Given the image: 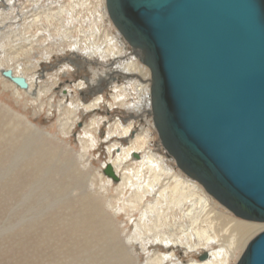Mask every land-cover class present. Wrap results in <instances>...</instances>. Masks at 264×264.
<instances>
[{"label": "rangeland", "instance_id": "obj_1", "mask_svg": "<svg viewBox=\"0 0 264 264\" xmlns=\"http://www.w3.org/2000/svg\"><path fill=\"white\" fill-rule=\"evenodd\" d=\"M20 1L24 11L36 7V0ZM99 1H101L104 10L103 0ZM95 4H98L97 0H95ZM0 5V11H7L2 7L4 5L1 2ZM88 8L82 11L81 16L89 15ZM14 10L15 8L11 10L12 14ZM95 14L98 15V13ZM16 19L17 17L2 23L0 16V25L2 26L0 29L2 31L0 50L3 52L0 57V69L11 68L14 74L26 76L29 82L36 73L39 82L44 83L42 87L44 90L42 89L43 92L38 98H34V93L31 95V92L15 87L0 73V264H115L112 245L127 251L131 256V264H145L147 258L154 251L167 252V250L164 251L155 246H149V251L141 249L142 240L132 238L141 214L140 210L132 211L129 206L127 199L130 190L118 196L121 181L110 180L107 182L109 177L102 174L104 163L109 161L107 150L114 146L111 144H117L119 149L127 148L129 142L134 140L136 133L141 130V126L146 129L147 120L152 124L151 115L146 112V116L142 117L144 119L141 121V117L136 115H134L135 118H131L124 105L107 107V104L111 107V103H114L111 89L106 88L105 90L100 86V89L97 90L96 86L94 89L97 92H95L92 89L78 88L77 84L80 80H73L75 78V73L72 71L74 65L72 66L68 62L64 63L67 68H61L57 72L55 71L58 68H53V70L48 68L53 62H57V58L60 56L57 51L54 53L50 51L48 62L42 57L44 52L25 55L18 50V54H15L17 56L6 54L5 48L8 49L9 45L16 43L13 39ZM69 19L64 22H68L67 24L71 26L69 28L72 33L70 38L82 39L81 43L85 42L89 38L87 34L89 30L86 28V32L75 31L73 27L79 24L76 25L74 19L70 17ZM85 21L88 22V19ZM82 27L85 28L84 25ZM59 29L63 33L61 28ZM112 29L116 31L113 26ZM39 31L34 29L32 33L37 35ZM63 34L65 35V33ZM52 35L58 38L55 33ZM52 38L50 40H53ZM114 61H112L113 65L116 64ZM36 62L39 63L32 69V63ZM89 65L93 67V64H87V66ZM103 67L106 69L105 66ZM87 69L81 70L80 75H88L89 69ZM122 83L123 81H116L113 84L120 86ZM37 85L34 83V90ZM68 89H70L71 95L67 94ZM78 90L83 93L82 96ZM101 96H103L104 102H100L95 109L87 112L78 111V117L73 120L74 124L72 125H70L71 118L66 121V114L62 111L63 105L68 106L73 97L78 99L80 106H84L92 104L97 97ZM15 115L24 118V121H28L46 134L42 135L33 129H25L24 125L19 126V119ZM95 119L100 123L94 131L93 120ZM64 121L69 122L66 126L69 127L68 130L63 127ZM115 121L126 124V126L133 122L135 127L126 137L114 135L112 141H106L107 131H109V127H113ZM21 131L22 133H20ZM148 133L150 135L149 148L152 152L169 162V165L175 164L165 156L164 149L158 146L159 136L153 126L149 128ZM11 136L15 137L11 138ZM86 139L88 142L85 147ZM95 139L97 142H94ZM115 149L112 150L113 159L120 152ZM45 150L47 151L45 152ZM34 151L36 154L38 153V155L35 154V164L33 159L31 160ZM28 155L31 156L28 157ZM134 155L131 154L132 158L125 162L126 166L136 161L133 159ZM74 164L80 168L79 175L72 174L71 166L74 167ZM174 170L182 174L175 167ZM152 199H154L153 194L148 195L146 201H153ZM89 201L92 203L90 204ZM214 207L237 220L240 219L216 204ZM243 221L264 224V222ZM260 230L245 236L243 241L246 239V245ZM149 237L147 239L151 238ZM178 253L179 259L184 260L182 264L190 263L189 255L186 256L179 251ZM197 253L194 251L190 255L197 261L207 258L204 253ZM238 256H240L239 251L235 257L238 259ZM235 257L228 264H235L237 262Z\"/></svg>", "mask_w": 264, "mask_h": 264}, {"label": "water", "instance_id": "obj_2", "mask_svg": "<svg viewBox=\"0 0 264 264\" xmlns=\"http://www.w3.org/2000/svg\"><path fill=\"white\" fill-rule=\"evenodd\" d=\"M152 74L159 144L236 217L264 222V0H105ZM2 75L21 88L23 76ZM104 174L119 178L110 164ZM236 264H264V229Z\"/></svg>", "mask_w": 264, "mask_h": 264}, {"label": "bare ground", "instance_id": "obj_3", "mask_svg": "<svg viewBox=\"0 0 264 264\" xmlns=\"http://www.w3.org/2000/svg\"><path fill=\"white\" fill-rule=\"evenodd\" d=\"M19 1L20 0H0V2L4 5L2 7L7 9V11L3 10L4 12L0 11L2 23L17 17L15 21V31L13 32V39L16 43L9 45L8 49L5 48L6 54L17 56L15 54L18 50L23 52L25 55H30L33 53L42 54V52H44L42 57L48 62V59L51 55H49L50 51L53 53L57 51L60 56L58 55L59 58H57L56 63L53 62L51 64L52 70L53 68H58L55 72L59 71L61 68H64L65 62L76 64L81 61L88 64L98 63L102 66H108L109 64L112 65V61L115 60V67H111V69L120 71L119 75H122V77L125 76L123 78L128 77L127 75L130 76L129 79L124 81L120 86L115 84L110 88L111 97L114 101V103H111V107L115 105H124L126 108L133 109L134 111H140L141 108H143L142 106L144 105V102H150L151 109L149 113L151 115L150 117L152 124H150L151 122L147 120L146 129L141 126V130L135 135L134 140L130 141L127 148L121 147L119 149L117 144H111L114 146L108 148L109 150H107L109 153V161L104 163V166L106 164H110L112 166L114 174L117 175L119 178L118 180L121 181L119 185L120 191L118 196L127 190H130V195L127 199L129 201V206L131 207L132 211L140 210L141 217L136 223V231L134 232L132 238L142 240L141 249L143 251H147L149 246H155L157 248L160 247L164 251L167 250V252H163L162 250V252L154 251L152 255L147 258L145 264H182V261L184 260L181 261L179 259L177 255L178 251L181 252V254L190 256L191 261L189 264H228L237 255L238 251L240 252L241 256L243 253L242 251H244L246 248V239L243 241L245 236H249V234L253 231L264 228V224L245 222L243 221L244 219L241 221V218L237 220L230 215H227V213L224 211L222 212L217 210L214 207L215 204L228 211L210 194H208L204 187L194 178L186 174V172L178 169L175 164H173L174 167L177 168L182 174L175 172L173 165H169V162L157 154H154L151 148H149V128L153 126L156 132L152 106L153 79L151 70L143 61L144 56L140 50H132L130 48L133 54H128V50L125 46H129L128 42L124 39L121 33L113 31L112 29V26L114 28L115 26L110 20L105 5V0H103L105 11L103 10L102 3L99 0H97V5L95 4V0L94 3L93 0H36V7L27 11H24V8L20 3L21 1ZM13 7L15 10L12 14L11 10L14 9ZM87 7H89V15L81 16L82 11L87 9ZM95 13H98V15ZM69 17L76 21V25L77 23L79 24L76 27L72 26L75 31L84 32L86 28L89 30L87 32L89 38L85 42L81 43L82 39L77 38L76 40L70 38V34L72 33L69 28L71 26L70 24H67L68 22H64L66 19L68 20ZM85 19H88V22H86ZM81 24L84 25L85 28L82 27ZM1 28L2 26L0 25V29ZM59 28H61L65 35L61 33ZM34 29L40 30L37 35L32 33V30ZM1 33L2 31L0 30V35ZM52 33L58 35V38L54 37ZM50 38L53 40H50ZM50 48L51 50H49ZM2 53L3 52L0 50V57L2 56ZM38 63L39 62L32 63L31 68L33 69ZM8 69L11 68L0 69L1 76L15 87L31 92V89L35 83L38 84L36 88L38 94H40L39 91L44 90L42 88L44 83L39 82L36 73L30 82L27 77L23 75L27 82V88L24 89L16 85L9 78H6L2 75V71ZM111 69L109 67V71ZM92 73L93 75L90 77L80 80L78 83L80 88H82L87 82H95V74H97V72L95 73L92 71ZM135 74H137L142 80L148 78L149 82H142V84L139 82L140 80H137V82L134 80L132 82V79L135 78L131 76ZM13 75L22 76L19 74H14V72ZM68 94L71 95L69 91ZM103 100L104 98L102 96L100 99H95L90 105L80 106L78 99L73 97L72 102H70L68 106L63 105L64 109H62V111L66 114V121L71 118L70 125L74 124L73 120L77 119L78 111L83 110V112H87L93 110V108L98 105V102H104ZM15 117L19 119V126L24 125L25 129H33L35 132L41 133L42 135L46 134L40 131L38 128H35V126L30 124L28 121H24V118L20 117L19 115H15ZM66 121H64L65 123L63 124V127L65 130L66 128L68 130L69 127L66 126L69 122L66 123ZM99 123L100 122H98L97 119L93 120L94 131L96 128H98ZM132 123L126 126V124L124 125L118 121H115L113 123V127H109L110 129L107 131L108 133L106 136V141L113 139L114 135L117 136L121 134H127L130 131V126ZM20 133H22V131ZM34 134L36 135V133ZM35 135H33V137H36ZM94 136L96 137V134H94ZM13 137L11 136V138ZM87 142L88 139L85 140V147ZM94 142H97V139H95ZM115 148L120 150V152L113 159L112 150ZM46 151L47 150H45V152ZM34 152L33 156L28 155V157L31 156V160L33 159V163L35 164L36 152ZM133 152L138 153L139 156ZM131 154H135L133 157L136 161L131 162V165L126 166L125 162L132 158ZM36 155H38V153ZM170 160L173 162V159ZM74 163L76 162L74 161ZM24 165L26 164L24 163ZM73 166L74 167L71 166L72 174L79 175L81 173L79 170L80 168H77L76 164ZM103 170L104 168H102V174L109 177L108 175L104 174ZM110 180H113V178L109 177V179L106 181L109 182ZM151 194L154 196V199H152L153 201H146L148 195ZM212 202L215 204L213 205ZM89 203L91 204L92 202L89 201ZM86 209H88V207ZM228 212L231 213L230 211ZM168 231L170 232L168 233ZM147 237L150 239H147ZM115 246L116 245L111 246V248L114 247V254L111 253L114 255L113 262L115 264H131V256H129L130 254L124 249ZM194 251L195 253H204L207 258L202 261L193 259L190 253ZM240 256L238 257L240 258Z\"/></svg>", "mask_w": 264, "mask_h": 264}, {"label": "flooded vegetation", "instance_id": "obj_4", "mask_svg": "<svg viewBox=\"0 0 264 264\" xmlns=\"http://www.w3.org/2000/svg\"><path fill=\"white\" fill-rule=\"evenodd\" d=\"M126 46V48H127V50H128V54H130L131 55V49H130V47L128 46V45H125ZM133 54V53H132ZM81 63V64H80ZM70 64H72V66H73V70L72 71H74V81H79V80H84V79H86V78H88V77H90L91 75H93V73H92V71H94L95 73L97 72V74H95L96 75V77H95V82H87L85 85H83V87H82V89L83 88H86V90H90V89H92V91H95V87H96V89L97 90H99L100 89V86L101 87H103V88H105V90H106V88L107 89H109V88H111L112 87V85H115V84H113L114 82H116V81H119V82H121V81H126L127 79H129V76L130 75H127L128 77H126V78H123V77H125V76H123L122 77V75H119L120 74V71H116V70H113V69H111V67H115V65H108V66H105L106 67V69H104V68H102L103 66L101 65V64H98V63H92L93 64V66L96 68H94V67H91V65H90V67L89 66H87V64L88 63H84V62H81V61H79L78 63H76V64H74V63H70ZM100 66V67H99ZM49 67L51 68V65H49ZM48 67V68H49ZM109 67H110V71H109ZM64 68H67V67H64ZM86 68H88L87 70H88V75H85V77L84 76H82V75H80V72H81V70H86ZM92 68V69H91ZM95 69V70H94ZM100 69V70H99ZM102 70V71H101ZM99 71V72H98ZM133 76H137L135 79H132V82L135 80L136 82H137V80H140L139 82L142 84V82H144V83H148L149 82V79L147 78V79H144V80H142L140 77H138V75L137 74H135V75H133ZM132 77V76H131ZM72 80V81H73ZM69 82V81H68ZM71 82V81H70ZM90 86V87H89ZM93 86V87H92ZM75 87V86H74ZM77 87L78 88H80V86H79V84H77ZM92 87V88H91ZM58 88H60V87H58ZM61 89V88H60ZM82 89H81V91H82ZM97 90L95 91V92H97ZM68 91L70 92V89H68ZM79 91V93H80V95L82 96L83 95V93H81L80 92V90H78ZM104 91V90H103ZM36 92V93H35ZM43 91H39V93L41 94ZM101 92V91H100ZM30 93V92H29ZM34 93V98H38L39 97V95L40 94H38V91L37 90H34V88H32L31 89V95ZM36 94V95H35ZM67 94H68V92H67ZM69 95V94H68ZM102 97V96H101ZM100 97V98H101ZM100 98H98L97 97V99H100ZM103 103V102H102ZM99 104H100V101L98 102V105L97 106H99ZM144 105L142 106L143 108H141V110L140 111H134L133 109H130V108H126V110L128 111V114H129V116L131 117V118H135L136 116H138V117H145L146 115V112L147 113H149L150 112V102H148V103H146V102H144L143 103ZM107 107H109V108H112V107H110L108 104L106 105ZM93 109H95V108H93ZM140 109V108H139ZM143 114H144V116H143ZM150 114V113H149ZM134 115H136V116H134ZM141 117V121L144 119V118H142ZM137 120V119H136ZM119 122V121H118ZM139 123H140V121H139ZM138 123H136V125H137ZM138 126V125H137ZM133 127H135L134 126V124L132 123V125L130 126V131H131V129L133 128ZM138 128V127H137ZM130 131L127 133V134H121V135H117V136H123V137H126L129 133H130ZM137 134V133H136ZM130 143V142H129ZM158 146L161 148V146H160V144L158 143ZM133 153H136V152H133ZM138 156H139V154L138 153H136ZM134 159V158H133Z\"/></svg>", "mask_w": 264, "mask_h": 264}]
</instances>
